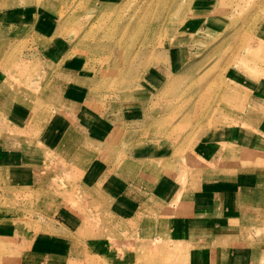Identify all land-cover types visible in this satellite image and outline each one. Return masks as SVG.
<instances>
[{"label":"rangeland","instance_id":"374dc122","mask_svg":"<svg viewBox=\"0 0 264 264\" xmlns=\"http://www.w3.org/2000/svg\"><path fill=\"white\" fill-rule=\"evenodd\" d=\"M56 45L67 49L59 76L61 64L81 66L61 103L48 98L50 59L40 50ZM262 90L264 0H0V264L27 253L51 264L205 263L204 229L170 218L175 208L137 212L132 203L143 197L116 176L107 193L58 157L25 158L71 124L81 147L94 146V119L72 101L82 108L98 97L99 110L133 114L129 147H165V180L175 165L182 187L208 153L205 142L238 129ZM15 100L31 113H11Z\"/></svg>","mask_w":264,"mask_h":264},{"label":"crops","instance_id":"0c3cea01","mask_svg":"<svg viewBox=\"0 0 264 264\" xmlns=\"http://www.w3.org/2000/svg\"><path fill=\"white\" fill-rule=\"evenodd\" d=\"M40 50L41 56L50 59L45 69L51 75L47 89L51 96L48 98L53 100L50 102H64L65 83L71 85L69 81L79 76L81 66L78 61L61 64L63 73L59 76V62L67 49L56 45ZM100 101L98 97H86L82 100V108L79 100L72 101L78 103L74 109L94 119V124L88 125L96 138L94 146L84 144L81 147V142L73 136L76 128L71 124L54 144L45 143L37 153L31 151L25 160L40 159L46 163L58 157L62 163H70L72 173L82 177L88 186L99 184L107 193L116 176L122 187H131L136 196L143 197L138 204L132 203L137 212L160 214L175 208L168 215L170 218L204 229L205 246L199 248L203 264H264V250H257V247L264 248V236L257 235L264 230V90L255 92L248 100L242 117L239 116L238 129L229 131L220 142L204 141L208 153L202 151L198 171L182 187L177 186L179 173L174 164H171L173 170L166 175L169 181L165 180L166 172L162 171L161 163L168 158L165 147L158 143H146L140 149L138 144L129 147L132 131L125 128L133 114L119 105L99 110ZM13 103V109L8 107L11 113L18 109L23 114L31 113L28 102L15 100ZM58 123L54 129L59 127ZM116 136L120 141L118 147L112 139ZM11 144L5 146L10 151ZM100 144L103 148L98 147ZM96 149H99L98 156H91L90 152ZM51 263L33 253L22 255L19 260V264Z\"/></svg>","mask_w":264,"mask_h":264}]
</instances>
